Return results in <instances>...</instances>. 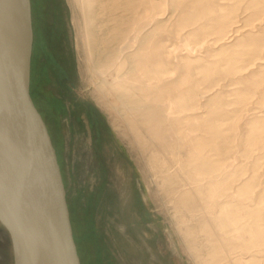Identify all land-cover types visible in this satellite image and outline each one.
Segmentation results:
<instances>
[{"label":"rangeland","instance_id":"obj_1","mask_svg":"<svg viewBox=\"0 0 264 264\" xmlns=\"http://www.w3.org/2000/svg\"><path fill=\"white\" fill-rule=\"evenodd\" d=\"M147 1L162 63L114 88L129 66L93 71L82 0H32L31 92L82 264H264V0ZM78 105L109 138L89 122L70 136ZM0 264H15L1 223Z\"/></svg>","mask_w":264,"mask_h":264},{"label":"water","instance_id":"obj_2","mask_svg":"<svg viewBox=\"0 0 264 264\" xmlns=\"http://www.w3.org/2000/svg\"><path fill=\"white\" fill-rule=\"evenodd\" d=\"M25 1L30 25L28 45L23 43L9 8L0 0V104L8 110L21 148L3 150L0 113V223L11 237L15 264H82L57 150L31 92L34 27L32 0ZM15 164L24 167L28 180L22 188L35 197L41 210L37 223L26 228L32 239L27 263L21 262L17 226L9 213L11 187L6 173Z\"/></svg>","mask_w":264,"mask_h":264},{"label":"bare ground","instance_id":"obj_3","mask_svg":"<svg viewBox=\"0 0 264 264\" xmlns=\"http://www.w3.org/2000/svg\"><path fill=\"white\" fill-rule=\"evenodd\" d=\"M4 2L15 20L23 43L28 45L30 25L27 7L25 6L26 1L4 0ZM147 2V0H82L88 23V41L94 56V70H92L104 76L110 72L111 68L120 69L121 72L125 65L129 66L127 71L114 78L115 81L112 84L114 88H128V85L135 82H143L144 75L142 72L149 68L150 63L155 64L149 70L154 73L157 72L160 63H162L163 58L159 51V44L155 43L153 47L151 46L153 33L143 30V24L148 17ZM105 10L115 20L113 26L109 28L96 23L100 14ZM130 47L135 48L130 50ZM103 87L105 88V85ZM146 88L148 89V86ZM101 89L103 90V88ZM121 98L124 101L127 97L122 95ZM124 105L132 109L136 108L132 102L124 101ZM0 113L4 136L3 150L5 152L21 150L14 137L8 110L2 104H0ZM2 162L3 166L7 165L5 161ZM6 176L9 182L8 186L11 187L8 200L9 213L14 217L15 226H17V237L21 244V262L27 263L32 239L26 228L28 229L32 223H37L36 220L41 215V210L35 197L22 188V185L28 180V175L24 172L23 166L15 164L10 172L6 173Z\"/></svg>","mask_w":264,"mask_h":264},{"label":"crops","instance_id":"obj_4","mask_svg":"<svg viewBox=\"0 0 264 264\" xmlns=\"http://www.w3.org/2000/svg\"><path fill=\"white\" fill-rule=\"evenodd\" d=\"M83 106L84 107L81 109L78 105L71 113L73 116L70 118L69 124L70 136H75L80 131H86V124L89 122L90 127L94 129L93 134L97 143L103 142L104 139L109 138V131L104 125L102 116L93 109H88L85 105Z\"/></svg>","mask_w":264,"mask_h":264},{"label":"flooded vegetation","instance_id":"obj_5","mask_svg":"<svg viewBox=\"0 0 264 264\" xmlns=\"http://www.w3.org/2000/svg\"><path fill=\"white\" fill-rule=\"evenodd\" d=\"M49 54L52 56V55H54V54H52L50 51H49Z\"/></svg>","mask_w":264,"mask_h":264},{"label":"trees","instance_id":"obj_6","mask_svg":"<svg viewBox=\"0 0 264 264\" xmlns=\"http://www.w3.org/2000/svg\"><path fill=\"white\" fill-rule=\"evenodd\" d=\"M75 239H76V241L78 242V238H76V236H75Z\"/></svg>","mask_w":264,"mask_h":264}]
</instances>
